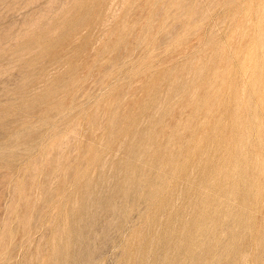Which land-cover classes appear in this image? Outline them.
Returning <instances> with one entry per match:
<instances>
[{
  "label": "rangeland",
  "instance_id": "rangeland-1",
  "mask_svg": "<svg viewBox=\"0 0 264 264\" xmlns=\"http://www.w3.org/2000/svg\"><path fill=\"white\" fill-rule=\"evenodd\" d=\"M0 264H264V0H0Z\"/></svg>",
  "mask_w": 264,
  "mask_h": 264
}]
</instances>
